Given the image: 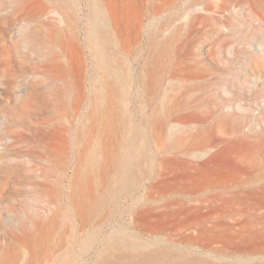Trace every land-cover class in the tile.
<instances>
[{
    "label": "rangeland",
    "instance_id": "1",
    "mask_svg": "<svg viewBox=\"0 0 264 264\" xmlns=\"http://www.w3.org/2000/svg\"><path fill=\"white\" fill-rule=\"evenodd\" d=\"M263 186L264 2L0 0V264H238Z\"/></svg>",
    "mask_w": 264,
    "mask_h": 264
},
{
    "label": "bare ground",
    "instance_id": "2",
    "mask_svg": "<svg viewBox=\"0 0 264 264\" xmlns=\"http://www.w3.org/2000/svg\"><path fill=\"white\" fill-rule=\"evenodd\" d=\"M261 1L264 2V0H261ZM193 2H191V4H193ZM100 23H101L100 18H98L96 20V25L98 26ZM93 34L96 36V32H94ZM126 167L129 168V164H126ZM254 193L258 194V200L260 202L259 204L261 205V207L264 208V186L261 188H255ZM244 222L246 223L245 229H248L249 222L251 223L252 227L254 226V224H257L259 227V224L262 223V227L257 228L258 230L257 229L250 230V231L247 230L246 234L243 233L244 231L238 232V234H236L237 233L236 232L235 236H233L231 233L232 235L231 238L234 237L236 240H239L238 241L239 243L236 244L235 242L234 247H232L233 245L231 244L234 243L235 240L234 241L232 240L233 242L230 240L231 244L229 242V239H227V241L225 240L226 241L225 245L227 243L225 253L228 255L230 252L232 253L235 250L234 253L237 255L234 257L236 258V261L238 262V264H244L245 262L246 263L248 262V264H264V255L263 257L254 256L257 253H260V250H261V253H264L262 252V250H264V214L263 215L262 214L248 215L247 217H245ZM126 238L127 237L124 235L123 237H121V240L124 241L126 240ZM244 254H248V257L250 255H253L254 257L252 256L250 258H244L242 257L244 256ZM227 264H230V262L228 261Z\"/></svg>",
    "mask_w": 264,
    "mask_h": 264
}]
</instances>
